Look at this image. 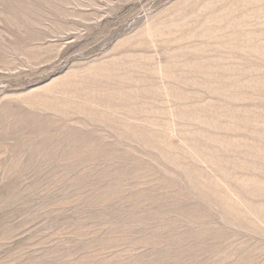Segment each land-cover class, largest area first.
Segmentation results:
<instances>
[{
  "label": "rangeland",
  "instance_id": "374dc122",
  "mask_svg": "<svg viewBox=\"0 0 264 264\" xmlns=\"http://www.w3.org/2000/svg\"><path fill=\"white\" fill-rule=\"evenodd\" d=\"M0 264H264V0H0Z\"/></svg>",
  "mask_w": 264,
  "mask_h": 264
}]
</instances>
